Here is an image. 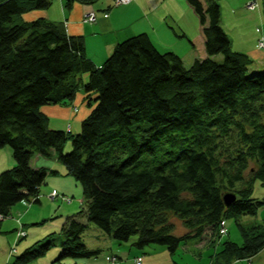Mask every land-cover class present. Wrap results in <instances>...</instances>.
<instances>
[{
    "label": "trees",
    "instance_id": "16d2710c",
    "mask_svg": "<svg viewBox=\"0 0 264 264\" xmlns=\"http://www.w3.org/2000/svg\"><path fill=\"white\" fill-rule=\"evenodd\" d=\"M52 1L0 0V148L10 145L15 159L0 172V231L12 206L38 202L47 174L57 173L33 165V156L55 155L86 199L64 221L55 260L100 252L82 240V214L118 241L136 235L138 248L159 243L172 253L209 228L220 234L222 221L234 216L243 240L223 241L210 264L257 254L264 220L247 226L239 219L264 205L252 196L255 180L264 183V68L250 70L253 59L232 48L219 1L187 0L203 25L206 51L189 66L176 52L160 51L146 32L117 42L97 65L84 37L62 22L23 19ZM80 90L90 107L80 129L51 127L42 107L72 103ZM227 192L235 194L229 205ZM171 214L181 218L184 233L173 232ZM49 235L6 264L46 254Z\"/></svg>",
    "mask_w": 264,
    "mask_h": 264
},
{
    "label": "crops",
    "instance_id": "0c3cea01",
    "mask_svg": "<svg viewBox=\"0 0 264 264\" xmlns=\"http://www.w3.org/2000/svg\"><path fill=\"white\" fill-rule=\"evenodd\" d=\"M218 1L221 7V25L231 39L232 48L246 52L255 62L254 67L264 68L263 51L258 47L259 38L264 36V0ZM252 1L254 6L248 8L246 5ZM91 11L95 16L93 20L86 18ZM38 17L62 22L68 33L82 35L86 53L97 65L107 58L117 42L141 32L148 33L160 51L171 50L179 54L185 66L191 65L196 58L206 56L203 25L187 0H130L123 3H116L115 0H97L94 3L76 2L68 10L65 9L63 0H53L48 8L34 9L23 14L25 20ZM258 26L260 30H257ZM86 105L83 90H80L69 106L47 104L42 110L50 119L56 118L61 121L52 123L54 128L76 132L80 129L82 119L89 112ZM5 158L6 155H1L0 161L3 163ZM32 164L56 169L57 173L47 174L45 182L40 187L38 202L21 200L12 206L10 214L2 220L0 264L9 262L34 239L43 238L56 228L61 229L67 216L82 208L80 199L77 202L73 198L67 200L68 196L82 193V187L73 177L66 174L65 167L55 155L46 158L36 154L32 158ZM3 165L0 170L8 167L6 164ZM54 190L57 197L53 199L49 197V193ZM48 219L55 221L50 223L53 230L49 229L45 234L46 227L43 229L37 225ZM58 250L59 246H56L46 252L51 254L49 260ZM126 254L122 251L115 259L109 256L112 263L108 264H123L121 260L127 258ZM134 255L135 259L141 258L142 264L144 259L137 253ZM43 256L27 264H40ZM108 258L105 260H109ZM46 259L48 260V257ZM240 263L264 264V247L251 257L233 262Z\"/></svg>",
    "mask_w": 264,
    "mask_h": 264
},
{
    "label": "rangeland",
    "instance_id": "374dc122",
    "mask_svg": "<svg viewBox=\"0 0 264 264\" xmlns=\"http://www.w3.org/2000/svg\"><path fill=\"white\" fill-rule=\"evenodd\" d=\"M249 5H254V1L250 2ZM91 16L92 14L90 12L87 14L86 18H89ZM218 57L219 59H221L222 55L219 54ZM254 66H255V62L252 63L250 70L262 69L261 67L256 68ZM69 104L71 103L63 104V105L69 106ZM75 108L76 107L74 106L73 110H75ZM86 109L87 110L89 109L90 111V107L88 105H86ZM56 122L61 123V121H58L56 118H52V119L49 118V124L51 127H53L51 124L56 123ZM58 129H61V128H58ZM67 141H68L67 147L65 148L66 151L71 149V142H72L71 139H68ZM4 152H6V154H3ZM12 152H13L12 147L10 145H5L0 148V157L1 155H6L4 162L2 163V161H0V167L4 166L3 164H6L8 167L15 164V159L13 157ZM8 167H4L3 169L0 170V172ZM81 191H82V188H81ZM49 194H50L49 197L53 199L57 197V193L56 192L54 193V191H52ZM252 196L258 199L264 198V183L260 182L259 180H255ZM68 197H70V199L67 198L68 201H70L73 198L77 202L80 199L81 201L80 205L85 206L86 199L83 197L81 192L73 196H68ZM51 198H48V199L52 200ZM26 200L27 199H25V201ZM79 218L82 221L87 223L85 230L81 234L82 240L90 248H100L101 249L100 252L97 254V256L65 257V258H62L61 260H55L60 252V249H61L60 243L63 238L62 234L60 233V229L56 228L54 231H50L51 233L49 232L50 234L49 238H52V245L49 248V250L51 248H55L56 246H59V250L57 251L56 255L51 258V260H49L51 254L50 252H48V254L42 257L41 259L42 261L39 262L40 264H88L90 260L92 262H89V264H108V263H112L110 260L111 258H113L111 257L109 259L108 258L109 256L120 255L122 251L127 253L125 255L127 258L121 260L123 264H139L137 263L135 259V255H134L135 253H137L138 256H141L144 259L142 264H173V261H176L179 264H210L215 258V256L217 255V252L220 249H222L223 241L232 240L237 243H241L243 240L242 234L240 232V229L236 222V218L234 216L226 217L225 227L227 228V230L225 233L221 232L220 234H215L213 236L212 231L209 228L206 230L205 233H203V235L192 236L186 239L184 242L180 244V246L173 253L169 251L166 245L159 244V243H150L148 245H145L143 248H138L133 243L137 238L136 235H132L128 240L118 241L117 239H114L109 234H107L103 229L98 227L95 223L89 221L86 215L82 214L79 216ZM170 219L174 224L173 232L175 234H182L187 230L181 218H179L178 216L171 214ZM51 220L52 219H48L47 221H41L37 226L42 227V228L46 227L45 229L43 228L44 230H46L45 231V234H46V232H48L49 229L53 230L52 229L53 227L51 226L50 223L54 222L55 220L53 221ZM239 220L247 226L262 223V221L264 220V205L259 207L255 214L243 213L240 216ZM20 233L22 234L21 231ZM18 235L20 234L18 233ZM38 239H42L41 241H45L44 237L38 238ZM38 239H34L33 242H35ZM46 257H48V260L46 259ZM107 258L109 260H105ZM233 262L230 264H233ZM240 264H244V263H240Z\"/></svg>",
    "mask_w": 264,
    "mask_h": 264
},
{
    "label": "built area",
    "instance_id": "2783aa9c",
    "mask_svg": "<svg viewBox=\"0 0 264 264\" xmlns=\"http://www.w3.org/2000/svg\"><path fill=\"white\" fill-rule=\"evenodd\" d=\"M125 1L127 2V1H130V0H115L116 3H121V2H125ZM258 45L263 49V55H264V37L258 40ZM55 192L56 191L54 190V193ZM226 230H227V228L225 227V223H224V221H222L220 232L225 233ZM136 261H137V263L141 264V258L140 257H137Z\"/></svg>",
    "mask_w": 264,
    "mask_h": 264
},
{
    "label": "water",
    "instance_id": "95a60500",
    "mask_svg": "<svg viewBox=\"0 0 264 264\" xmlns=\"http://www.w3.org/2000/svg\"><path fill=\"white\" fill-rule=\"evenodd\" d=\"M223 199H224L225 204L229 205L235 199V194L231 192H227L223 195Z\"/></svg>",
    "mask_w": 264,
    "mask_h": 264
},
{
    "label": "bare ground",
    "instance_id": "6f19581e",
    "mask_svg": "<svg viewBox=\"0 0 264 264\" xmlns=\"http://www.w3.org/2000/svg\"><path fill=\"white\" fill-rule=\"evenodd\" d=\"M253 2V1H252ZM248 8H252L254 5H249V4H247L246 5ZM91 14H92V16L91 17H89V18H87V19H90V20H93L94 19V14H93V12L91 11ZM87 17V16H86ZM257 28V30H260V27L258 26V27H256ZM264 36H262L261 38H263ZM261 38H259V39H261ZM259 46V45H258ZM261 48V47H260ZM262 49V48H261ZM262 51H263V49H262ZM264 56V55H263ZM221 233V232H220ZM112 257L115 259L116 258V255H112Z\"/></svg>",
    "mask_w": 264,
    "mask_h": 264
}]
</instances>
